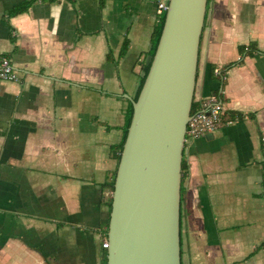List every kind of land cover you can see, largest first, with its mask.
Returning <instances> with one entry per match:
<instances>
[{
    "label": "crops",
    "instance_id": "0c3cea01",
    "mask_svg": "<svg viewBox=\"0 0 264 264\" xmlns=\"http://www.w3.org/2000/svg\"><path fill=\"white\" fill-rule=\"evenodd\" d=\"M159 1L0 0V53L19 76L0 80V264H100L103 185ZM217 90L243 116L184 144L181 264H264V0L208 1L194 105Z\"/></svg>",
    "mask_w": 264,
    "mask_h": 264
},
{
    "label": "water",
    "instance_id": "95a60500",
    "mask_svg": "<svg viewBox=\"0 0 264 264\" xmlns=\"http://www.w3.org/2000/svg\"><path fill=\"white\" fill-rule=\"evenodd\" d=\"M207 0H169L123 144L107 264H181V161Z\"/></svg>",
    "mask_w": 264,
    "mask_h": 264
},
{
    "label": "built area",
    "instance_id": "2783aa9c",
    "mask_svg": "<svg viewBox=\"0 0 264 264\" xmlns=\"http://www.w3.org/2000/svg\"><path fill=\"white\" fill-rule=\"evenodd\" d=\"M169 0H160L157 4V12L162 15L168 8ZM220 70L216 69L215 74L219 75ZM18 72L11 63L9 57L0 53V80L17 81ZM231 120L227 118L224 104L217 93L209 94L203 98L199 105L190 112V118L186 125L185 142L194 141L206 134L213 133L220 126L230 124ZM108 240L104 239L102 247L107 249Z\"/></svg>",
    "mask_w": 264,
    "mask_h": 264
},
{
    "label": "trees",
    "instance_id": "16d2710c",
    "mask_svg": "<svg viewBox=\"0 0 264 264\" xmlns=\"http://www.w3.org/2000/svg\"><path fill=\"white\" fill-rule=\"evenodd\" d=\"M48 1H54V0H48ZM208 1L209 0H207V3H208ZM31 2L23 3L22 5L18 6L17 8L12 9L10 11V15H17L19 13H22V12L26 11L28 6H29V4ZM164 18H165V13L162 14V16H160L158 18V21H157V23H156V25L154 27L153 35H152L151 48L149 50V60H148L147 63L142 65V75L140 77L138 89H137L136 95L134 96V100L137 99V97L139 95V92H140V90L142 88V85L144 83V80L146 78V75L148 73V70H149L153 55L155 53V50H156V47H157V44H158V41H159V38H160V35H161V31H162V27H163V23H164ZM254 45H255L254 43H250L248 46H246V49H245V46L244 47L240 46L239 47V51L242 52V53L245 51L246 54H251L252 51L256 50ZM232 65H234V63L228 64V65L222 67L220 69L219 75H216V74L215 75L217 77L222 78L224 76V72L228 68H230ZM223 83H224V81L222 79L221 80V85H223ZM216 93L219 95L218 90H217ZM195 108H196V106L194 105V102L192 101V105H191V110L190 111L192 112ZM132 113H133V107H132V102H130V103H128V105L126 107V110H125L122 139H121L120 143L115 146V149H114V154H115L116 161H117L116 169L113 172V175H112L111 179L103 185V189L107 190V192H108V198L106 199V202H105L106 205H107V208H108V219H109V214H110V211H111L112 193H113V190H114V182H115V176H116V172H117V167H118V163H119V160H120V155H121V152H122L123 144H124L125 139H126L128 127L130 125ZM242 116H243L242 114H238V113H234V112H229L228 111V113H227V118L230 119V120L237 119V118L239 119ZM187 170H188V164H187L186 160L182 156V161H181V181H182L183 177L186 175ZM107 231H108V226H107V228H106V230L104 232V237H105L104 239H107ZM104 239H103V241H104ZM100 264H107V249H105V252L103 253V256L101 258Z\"/></svg>",
    "mask_w": 264,
    "mask_h": 264
}]
</instances>
